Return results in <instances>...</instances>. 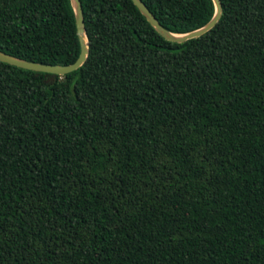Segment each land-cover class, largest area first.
Segmentation results:
<instances>
[{
	"label": "trees",
	"instance_id": "obj_1",
	"mask_svg": "<svg viewBox=\"0 0 264 264\" xmlns=\"http://www.w3.org/2000/svg\"><path fill=\"white\" fill-rule=\"evenodd\" d=\"M67 74L0 60V264H264V0L164 37L133 0H81ZM185 33L213 0H142ZM0 49L81 53L71 0H0Z\"/></svg>",
	"mask_w": 264,
	"mask_h": 264
},
{
	"label": "water",
	"instance_id": "obj_2",
	"mask_svg": "<svg viewBox=\"0 0 264 264\" xmlns=\"http://www.w3.org/2000/svg\"><path fill=\"white\" fill-rule=\"evenodd\" d=\"M134 3L140 8L142 13L147 17V19L152 23V25L167 39L172 41L184 42L191 38L199 37L213 29L219 22L222 16V3L221 0H213L215 4V13L212 19L201 26L200 28L194 29L185 33H175L166 27H164L149 7L142 0H133ZM75 17L77 31L81 42V53L78 59L71 64L61 65V64H49L43 62H37L33 60L24 59L12 54H9L0 49V60L8 62L13 65H17L23 68L32 69L36 71L50 72L56 74H67L80 68L87 60L90 52V43L85 26V16L84 9L81 0H71Z\"/></svg>",
	"mask_w": 264,
	"mask_h": 264
}]
</instances>
